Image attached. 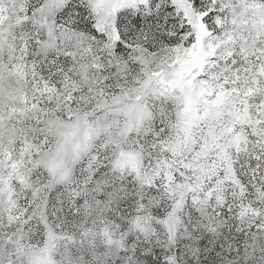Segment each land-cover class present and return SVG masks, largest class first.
Masks as SVG:
<instances>
[{
    "label": "snow or ice",
    "instance_id": "snow-or-ice-1",
    "mask_svg": "<svg viewBox=\"0 0 264 264\" xmlns=\"http://www.w3.org/2000/svg\"><path fill=\"white\" fill-rule=\"evenodd\" d=\"M0 264H264V0H0Z\"/></svg>",
    "mask_w": 264,
    "mask_h": 264
}]
</instances>
